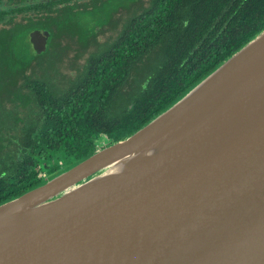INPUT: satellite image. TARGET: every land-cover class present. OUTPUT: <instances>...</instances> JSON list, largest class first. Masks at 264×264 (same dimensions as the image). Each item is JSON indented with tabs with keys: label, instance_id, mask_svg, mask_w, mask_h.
Returning <instances> with one entry per match:
<instances>
[{
	"label": "water",
	"instance_id": "water-1",
	"mask_svg": "<svg viewBox=\"0 0 264 264\" xmlns=\"http://www.w3.org/2000/svg\"><path fill=\"white\" fill-rule=\"evenodd\" d=\"M0 264H264V30L138 131L0 204Z\"/></svg>",
	"mask_w": 264,
	"mask_h": 264
},
{
	"label": "trees",
	"instance_id": "trees-1",
	"mask_svg": "<svg viewBox=\"0 0 264 264\" xmlns=\"http://www.w3.org/2000/svg\"><path fill=\"white\" fill-rule=\"evenodd\" d=\"M262 30L264 0H153L120 37L90 56L79 83L55 93L28 74L33 58L23 42L9 41L0 51V80L11 79L8 91L15 92L22 78L24 109L28 99L37 109L31 108V122L24 114L19 119L17 106L8 111L20 132L12 140L22 147L0 148V166L8 169L6 175L0 170V204L40 184L42 167L52 174L60 159L67 165L104 148L103 137L110 145L138 131ZM156 51L159 68L134 99H121L133 68Z\"/></svg>",
	"mask_w": 264,
	"mask_h": 264
},
{
	"label": "flooded vegetation",
	"instance_id": "flooded-vegetation-1",
	"mask_svg": "<svg viewBox=\"0 0 264 264\" xmlns=\"http://www.w3.org/2000/svg\"><path fill=\"white\" fill-rule=\"evenodd\" d=\"M152 2L153 0H0V51L7 50L9 48L8 42L12 43L16 38L18 43L22 44L23 42L24 50L30 56L35 52L40 58L50 53L49 51L53 50L58 43H63L66 40L65 36H69V32H67V35L60 36L59 31L74 27V17L81 13L85 14V23L81 25V32L77 31V34L81 37H94V43L101 46V49L96 50V53H98L107 44L120 37L126 27L142 15ZM92 19L96 21L88 24V21ZM35 32H41L44 35L49 34L46 51L43 53H38L32 43V35ZM99 37H103V41L99 42ZM20 46L17 47L18 50ZM93 54L91 53V55ZM37 63L38 61L36 63L31 62L29 72L37 71L40 78L37 81L42 82L43 71L38 69ZM9 81L12 82L6 75L0 80V106L4 108L0 112V136L5 138L0 140V148H13L16 145L22 147L19 140H12L16 133L14 130L8 132L7 129V132L3 131V128L7 127V110L9 107L13 109L14 104H16L19 109L23 108V103H20L17 99L20 95L23 97L22 78L14 89L15 92H9L8 88L5 87ZM49 89L53 93L56 92L50 86ZM9 96L18 101L8 104L6 100ZM6 105L8 108H6ZM104 138H102L101 147L108 145V141ZM5 166H0L2 175H6L8 171ZM47 172V168L42 167L39 178H43Z\"/></svg>",
	"mask_w": 264,
	"mask_h": 264
},
{
	"label": "rangeland",
	"instance_id": "rangeland-1",
	"mask_svg": "<svg viewBox=\"0 0 264 264\" xmlns=\"http://www.w3.org/2000/svg\"><path fill=\"white\" fill-rule=\"evenodd\" d=\"M84 15L85 14L78 13V15L74 17V27L59 31L60 36L67 35V32H69V36H65L66 40L63 43H58V45L53 50L49 51L50 53L38 58L37 54L32 51L33 53L31 54V56L33 58V62L36 63L38 61L37 67L39 70L43 71L41 76V80L43 79L42 83L46 84L48 87L50 86L54 92H60V89H62L64 85L70 83L71 81L72 82L70 84L75 82L79 83L83 78L84 73L87 72L86 65L89 61V56H91V53H96V50L101 49L100 45L94 43V37L87 39V44H85L83 37L77 34V31L81 32V25L85 23ZM95 21V19L89 20L88 24H92ZM98 41H103V37H99ZM159 53L160 51L153 52L150 56L146 57L142 62L138 63L133 68L128 83L122 88L123 90L120 96L121 99H134L135 94L139 91L144 78L147 77L151 72L153 74L154 68H159L162 57ZM76 69L77 71H73ZM29 75L32 77V79L40 80L39 76L37 75V71H30ZM5 87L10 89L13 87V85L9 81L8 85H5ZM30 96L31 95H29V97ZM17 99L20 103H23V97L21 95ZM120 104L121 103H119L117 106H119ZM24 105L25 104L23 103V108L19 109V113H22L20 114L19 119L22 120L24 114L27 118H29V121L31 122L33 120V115H31V108L37 109V104H35L32 99H28L26 109H24ZM15 107L16 104H14V110ZM6 108H8L7 105ZM2 109L4 108L0 106V112ZM9 110L10 107L7 110V127H4L3 131L7 132V129L8 132L10 130H14L16 132L15 136L18 135V133L20 135L18 124L15 120V115L11 117L8 114ZM2 118L5 119L4 116H2ZM0 139L5 138L3 136H0ZM62 162L63 160L61 159L57 161V165H59V168L64 166Z\"/></svg>",
	"mask_w": 264,
	"mask_h": 264
}]
</instances>
